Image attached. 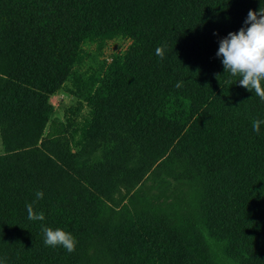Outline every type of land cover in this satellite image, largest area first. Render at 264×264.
Instances as JSON below:
<instances>
[{
	"label": "trees",
	"instance_id": "1",
	"mask_svg": "<svg viewBox=\"0 0 264 264\" xmlns=\"http://www.w3.org/2000/svg\"><path fill=\"white\" fill-rule=\"evenodd\" d=\"M260 7L0 0V262L264 264V102L216 57ZM117 37L123 52L75 76L85 42ZM70 81L87 111L55 123L48 97ZM171 185L180 195L156 204ZM42 224L76 250L46 247Z\"/></svg>",
	"mask_w": 264,
	"mask_h": 264
},
{
	"label": "clouds",
	"instance_id": "2",
	"mask_svg": "<svg viewBox=\"0 0 264 264\" xmlns=\"http://www.w3.org/2000/svg\"><path fill=\"white\" fill-rule=\"evenodd\" d=\"M244 25L238 32H229L226 37L219 40L216 57L221 58L224 75L239 78L237 82L239 86L244 87L248 92H254L264 102V8L260 7L259 11L249 10ZM214 35L218 34L214 33ZM155 54L163 60L165 48L157 47ZM216 77L218 79L220 75L216 74ZM227 83L230 84L231 80ZM175 87L182 88L183 82H177ZM262 124L264 120L254 119L253 131L259 134ZM35 197L36 201L43 199V191H36ZM34 203L35 201L26 204L27 218L30 221L43 222L45 214L34 210ZM41 231L43 244L46 247H62L69 254L76 250L78 241L70 232L59 227L53 229L43 224Z\"/></svg>",
	"mask_w": 264,
	"mask_h": 264
},
{
	"label": "rangeland",
	"instance_id": "3",
	"mask_svg": "<svg viewBox=\"0 0 264 264\" xmlns=\"http://www.w3.org/2000/svg\"><path fill=\"white\" fill-rule=\"evenodd\" d=\"M129 44L126 38L117 37L110 40L98 42H85L82 45L83 57L81 62L73 68L75 76L84 78L90 71L96 68L101 61L107 62L112 55L123 52ZM75 84L70 82H64L60 88L48 97V101L52 106L51 120L53 122H62L66 117H72L76 122L79 121L80 115H84L87 111L85 102L80 96H78L75 89ZM0 146V153H1ZM148 183V182H147ZM155 186L158 182L154 183ZM141 194V193H140ZM124 195V191L121 189L117 197ZM180 195L176 186H168L162 195L159 197V201L155 202L162 207L166 206V203L174 202V198ZM126 198V197H124ZM165 198V199H163Z\"/></svg>",
	"mask_w": 264,
	"mask_h": 264
}]
</instances>
